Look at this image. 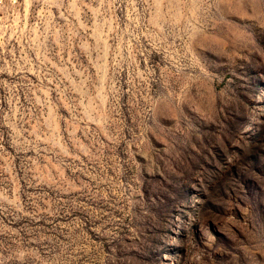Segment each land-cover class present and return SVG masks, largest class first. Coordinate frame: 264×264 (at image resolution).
<instances>
[{
    "label": "clouds",
    "instance_id": "1",
    "mask_svg": "<svg viewBox=\"0 0 264 264\" xmlns=\"http://www.w3.org/2000/svg\"><path fill=\"white\" fill-rule=\"evenodd\" d=\"M257 62L264 0H0V264H141L185 206L174 264H264V160L225 151L257 103L228 77ZM200 175L231 235L205 234Z\"/></svg>",
    "mask_w": 264,
    "mask_h": 264
},
{
    "label": "rangeland",
    "instance_id": "2",
    "mask_svg": "<svg viewBox=\"0 0 264 264\" xmlns=\"http://www.w3.org/2000/svg\"><path fill=\"white\" fill-rule=\"evenodd\" d=\"M55 11L56 9H53V12ZM241 67L242 70H234V75L229 76L228 79L235 81L239 86V89L242 91V100L244 96H247L257 101L256 104H250L247 100H244L254 124H248L245 128H242L237 139L232 144H225V151L229 153V159L233 163L239 160L241 162L240 167L246 168L247 165L243 162L254 155L259 154L261 159L264 160V103H259L260 101H264V62H257L254 69ZM249 129H251V134H247ZM233 144L237 148H233ZM9 150L11 151V149ZM204 154L215 167H209L208 164H204L203 168L198 171L215 173L224 169L222 157L217 154L215 149H212L211 152L205 151ZM252 174L257 175L259 178V173L254 172ZM198 181H192L193 187L197 189V192L191 195V199L193 206H198L201 203L205 205L200 213L205 234L216 235V228L213 227L215 225L221 232L231 235L234 231L233 221L236 220V216L235 213H232L231 216L228 213L237 202L230 200L223 193L217 194L207 184L203 175L199 176ZM229 182L233 184L238 183V181L231 178ZM240 186L243 187L242 184ZM190 213L191 209L185 206L183 208L167 210L159 217L162 224L167 225V227L158 229L155 234L149 233V243L155 246L156 254L153 255L149 252L150 259L141 261V264H174L173 258L175 253L169 247V244L174 238V233L178 232L179 227L182 226H178L177 222L183 221ZM4 224L10 228L17 226L15 223H10V218H4ZM93 238L95 239V237ZM226 249L227 245L220 242L218 250ZM210 264H222V262L218 261L214 254H211Z\"/></svg>",
    "mask_w": 264,
    "mask_h": 264
}]
</instances>
